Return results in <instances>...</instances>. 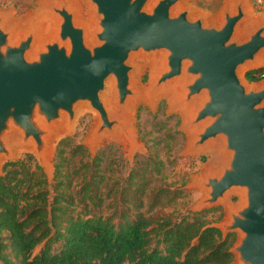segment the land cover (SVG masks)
Here are the masks:
<instances>
[{"label": "water", "instance_id": "95a60500", "mask_svg": "<svg viewBox=\"0 0 264 264\" xmlns=\"http://www.w3.org/2000/svg\"><path fill=\"white\" fill-rule=\"evenodd\" d=\"M90 1L89 24L78 19L77 5L50 4L55 31L41 42L36 30L15 34L6 22L13 10L0 8V175L7 161L19 158L7 137L13 130L20 144L34 146L31 151L47 175L55 172V145L75 130L81 102L98 118L93 140L85 138L90 147L103 143L101 135L116 126L139 147L134 120L126 126L103 94L113 78L116 107H124L136 93L135 55L163 53L164 67L152 88L186 75L171 107L184 108L199 98L184 122L188 150L216 145L220 155L213 170L203 168L190 182L202 190L196 211L225 206L224 219L215 225L224 237L238 232L228 264H264V78L254 84L241 74L264 62V19L249 28L246 0L225 1L217 20L183 0ZM64 114L73 129L54 138L48 157L54 124ZM233 193H240L235 202Z\"/></svg>", "mask_w": 264, "mask_h": 264}, {"label": "trees", "instance_id": "16d2710c", "mask_svg": "<svg viewBox=\"0 0 264 264\" xmlns=\"http://www.w3.org/2000/svg\"><path fill=\"white\" fill-rule=\"evenodd\" d=\"M251 81L264 67L249 69ZM59 141L52 180L32 153L0 175V264H228L235 233L224 237L207 213L166 208L180 187L152 186L146 168L110 179L102 156ZM80 155L77 162L76 156ZM154 160H157L154 158ZM157 162V163H156ZM155 166L159 167L160 161Z\"/></svg>", "mask_w": 264, "mask_h": 264}, {"label": "rangeland", "instance_id": "374dc122", "mask_svg": "<svg viewBox=\"0 0 264 264\" xmlns=\"http://www.w3.org/2000/svg\"><path fill=\"white\" fill-rule=\"evenodd\" d=\"M43 0H0V8L3 10H13L16 18L26 16L30 11L36 10ZM227 0H183L185 5L191 6L195 11L206 12L210 17L221 15L223 4ZM231 2L233 0H230ZM247 11L251 17L247 16L246 23L254 27L258 22L264 19V0H246ZM86 3V1H84ZM88 4L84 8L83 15L91 16L93 4L87 0ZM145 62V61H144ZM150 62V61H149ZM151 66L149 63L141 75L140 84L146 85L151 80ZM264 67V62L260 65L251 66L244 69L241 74L250 83L258 84L260 81H251L246 77L249 69ZM150 78V79H149ZM175 87V86H171ZM166 89L162 96H159L154 104L141 101L135 108L134 126L137 132L139 147H133L129 140H106L95 148L86 143L85 138L94 121L92 112L83 113L76 124L75 130L61 137L56 145L52 162L55 164V155L58 143L61 139L69 137L71 145L82 143L88 149L90 157L93 158L98 153L103 157L101 165L105 169L110 179L124 178L133 168H146L152 177L151 185L158 186L167 184L173 187H180L184 190V195L177 201L169 205L166 210L175 213H183L188 210H197V202L202 196V190L190 184L193 176L209 163L218 152L217 147L188 150L189 132L184 127V122L188 116L186 110L181 107H171V99L174 95L167 96ZM175 94V93H174ZM27 153H32L38 161L37 156L31 150H22L19 157H25ZM156 158L157 160H154ZM76 161L80 155L76 156ZM160 161L159 167L155 162ZM157 163V162H156ZM49 179L54 177V171L48 172ZM240 198V193H233L231 200L233 202ZM209 209L207 216L213 224H217L225 217V206L217 203L207 206ZM235 239L238 232L234 231ZM233 242V243H234Z\"/></svg>", "mask_w": 264, "mask_h": 264}, {"label": "bare ground", "instance_id": "6f19581e", "mask_svg": "<svg viewBox=\"0 0 264 264\" xmlns=\"http://www.w3.org/2000/svg\"><path fill=\"white\" fill-rule=\"evenodd\" d=\"M88 4L87 0H43L40 2L39 7L36 10L30 11L26 16L21 18H16L13 15H8L6 18V22L8 25H10L13 30L15 31V34H21L28 30H36V37L38 42H41L43 39L47 38L48 36L52 35L54 33V21L55 18L52 14V12L49 10V6L52 3H62V2H68V4H74L75 6L79 7L78 9V19L83 20L86 23H90L91 16H84V8L86 6V3ZM89 5V4H88ZM221 16V15H220ZM211 17V19L217 20L220 18ZM249 22V21H248ZM243 31V27L240 29V32ZM262 60L264 59V51L261 53ZM135 60L137 61V68L136 71L133 73L132 78V84L136 90V93L129 97L127 104L124 107L117 108L115 99H116V87L114 83V79L110 78L107 83V89L103 94L104 100L106 105L109 107L112 114L119 116L122 118L125 122V125L127 126L129 123H133L134 120V110L138 103L141 101H146L150 103L151 105L157 101L159 96H162L166 89L169 88V90L166 92L167 96L174 95L171 99V105L173 106V102L175 99L180 95V89L179 84L187 78L186 75H181L177 78H174L170 80L166 85L159 86L156 88H152L154 85V82L156 80V77L158 75V72L160 68L164 67L165 57L163 53L153 54L149 55L147 53H139L135 55ZM261 60V61H262ZM145 61V62H144ZM152 62L151 66V80H148V83L146 85H141V75L143 72V68H145L147 65H149L150 62ZM259 61V62H261ZM257 62V63H259ZM256 64L255 62L248 63V66ZM150 79V78H149ZM175 86V87H171ZM175 93V94H174ZM192 105H186L183 110H186L189 114L192 111V108L195 107V105L199 102V98H195L192 101ZM77 111L79 114H83L86 112H92L94 114V123L91 126V129L89 130L86 140L91 142L93 140V127L98 120L97 115L95 114V110L87 103V102H81L77 106ZM55 133L53 136H51V142L48 148H46L45 152L48 157H51L53 153V140L58 135L61 136L65 134L68 131H71L73 129V125H69L66 121V114L63 115V118L54 124ZM8 139L10 141L14 142L15 148L17 150V153H19L22 150H34V146L32 144H20L18 142L19 132L18 130H13L7 135ZM115 139L117 141L127 140L126 134L122 130L120 126H116L115 129L111 131L104 132L101 137L100 141L102 140H111ZM212 145H208L205 148L211 147ZM216 147V145H213ZM219 154L216 153L213 157V159L206 164L204 167V170L210 171L215 168V164L217 163V159H219ZM223 157V156H222ZM201 175V173L199 174Z\"/></svg>", "mask_w": 264, "mask_h": 264}]
</instances>
